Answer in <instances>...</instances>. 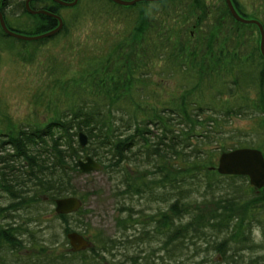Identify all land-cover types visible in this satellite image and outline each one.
Returning <instances> with one entry per match:
<instances>
[{
  "label": "trees",
  "instance_id": "16d2710c",
  "mask_svg": "<svg viewBox=\"0 0 264 264\" xmlns=\"http://www.w3.org/2000/svg\"><path fill=\"white\" fill-rule=\"evenodd\" d=\"M26 1L7 0L2 7L11 30L34 36L59 26L50 16L31 14ZM183 1L126 8L111 0H79L67 7L73 13L63 16V28L55 36L19 40L34 56L45 41L70 37L80 18L107 24L119 12L126 15L127 36L142 11L146 27L142 44L133 51L139 56L126 60L129 68L117 73L101 68L90 85L65 82L59 75L62 61L55 60L50 68L64 85L59 93L62 109L48 123L23 122L0 136V264H264V187L255 188L247 176L215 170L226 151L264 150V58L259 43L234 32L212 46L200 37L196 43L185 34L180 37L179 28L185 32L180 21L164 31L167 23L159 11L179 2L188 12L191 2ZM232 2L244 16L238 1ZM51 3L58 9H48ZM223 6L226 23L258 29L237 22L225 0ZM30 7L52 12L65 8L53 0H33ZM26 17L34 19L33 27L25 32L12 27ZM7 39L11 51L18 39L0 27V42ZM89 43L79 42L74 52L79 64L92 68L102 58ZM155 76L178 83L172 100L151 89ZM242 121L259 126L238 128ZM80 133L87 137L85 148ZM87 156L101 164L100 173L110 180L117 210L113 233L98 231L88 237L87 224L79 230L84 223L80 210H55L61 198L84 202L76 183L85 174L78 162ZM128 169L138 175L129 178ZM205 206L216 210L200 215ZM71 232L83 235L90 246L75 251L67 237Z\"/></svg>",
  "mask_w": 264,
  "mask_h": 264
},
{
  "label": "rangeland",
  "instance_id": "374dc122",
  "mask_svg": "<svg viewBox=\"0 0 264 264\" xmlns=\"http://www.w3.org/2000/svg\"><path fill=\"white\" fill-rule=\"evenodd\" d=\"M237 1L241 14L247 18L264 22V0ZM190 2L191 4L187 9L190 14L184 9L185 6L183 8L180 6L181 3L179 2L176 5L168 6L161 13L159 11L158 16H162L167 23L164 31L169 29L168 24L175 27V24L180 21L185 24L184 26L182 24L185 32L180 31L179 28L178 33L182 34L180 37L185 34L192 43H196V39L200 37L201 43L213 46L230 38L231 35H234L232 32L241 35L242 38L260 42V33L256 27L245 28L239 24L225 22L223 17L227 19L228 11L224 9V0H185L182 3L186 5ZM1 3L2 0H0V6ZM201 3L205 6L201 7ZM146 10L148 9L146 8ZM114 12L117 11L114 9ZM60 13L67 16L73 11L65 7L60 10ZM33 20L26 17L13 23L12 27L21 28L19 31L25 32L26 27L34 26ZM209 22L212 24L210 25ZM213 23H216V26ZM9 24L12 25V22L9 21ZM208 25L214 29L210 30ZM127 26L126 15H121V12L114 21L110 20L107 24L101 20L92 21L91 17L80 18L70 37L64 38L65 40L59 37L54 41H45L34 56L31 55L30 51L22 49L23 44L19 40H17L19 42L16 41L11 51L8 49V46L12 45L9 43L10 40L7 39L4 43L0 42V136L16 131L14 128L23 122L45 124L56 116L64 104V100L60 98L59 94L64 85L55 78L59 73L63 80H67L69 84L85 86L90 85L94 78H98V74L102 72L103 68H113L116 73L125 72L129 68L126 60L132 59L133 55L134 57L137 56V48L143 41V34L145 33L143 31L144 28L146 29L143 25V11L141 19L133 26L130 37L127 36ZM187 29L188 31H186ZM228 29L231 30V34H226ZM136 33H141L138 38L135 36ZM79 42H90L89 44L93 45L91 49H95L97 56L102 58L96 67H83L79 64L78 57L74 52L75 45ZM135 47L136 51L133 53ZM100 50H104L103 56L100 54ZM55 60L62 61L63 68L59 73L50 68ZM150 86L153 87L151 89L158 91L161 96L167 97V93L174 90V93L177 92L178 83L175 80L162 82L155 76L151 80ZM180 96L175 95V98H180ZM236 126L251 130L257 129L259 125L256 124L255 126L249 121H242ZM127 171L129 178L138 175L137 172H132L129 169ZM109 183L108 176L100 172L84 174L77 179V190L85 196L80 208V218L83 219L84 223L79 227V230H85L88 227V237L95 235L98 231L113 233V227L116 226L117 210ZM261 195L264 197V190ZM199 203H203V200L200 199ZM202 208L199 212L200 215L210 216V213L216 210L215 207L205 206ZM50 216V214L45 215L49 218ZM259 234L260 232L256 229L255 236L257 238H259Z\"/></svg>",
  "mask_w": 264,
  "mask_h": 264
},
{
  "label": "water",
  "instance_id": "95a60500",
  "mask_svg": "<svg viewBox=\"0 0 264 264\" xmlns=\"http://www.w3.org/2000/svg\"><path fill=\"white\" fill-rule=\"evenodd\" d=\"M33 0L26 1L27 10L33 15H46L50 17H56L59 21V26L52 31L46 32L41 35L29 36L24 35L13 30H10L5 22V18L3 16L2 11L0 10V23L4 32L12 38L22 40V41H38L46 38H50L58 34L63 28V19L57 16H54L51 12L46 10H37L36 12L31 9L30 2ZM63 7H74L78 4L79 0H74L73 2H66L63 0H53ZM114 3L123 6H131L141 2H160L164 0H111ZM226 4L229 8L231 15L240 22L248 23V24H256L261 30L262 34V43H261V51L264 55V30L263 26L260 22L256 20H246L242 15L238 13L236 10L232 0H225ZM5 5L6 0H3ZM80 143L82 146L87 144V137L83 133H80ZM79 168L83 173H89L93 171L101 170V165L94 160L92 157L87 156L84 159L79 160L78 162ZM218 171L221 174L226 175H241L247 176L250 180L252 186L257 189H261L264 187V159L262 154L259 151L253 149H241L235 150L232 152H224L219 161ZM83 205V202L78 197H65L56 200V212L58 214H70L78 211ZM69 243L75 251H81L87 249L90 244L87 238L77 232H71L68 234Z\"/></svg>",
  "mask_w": 264,
  "mask_h": 264
},
{
  "label": "bare ground",
  "instance_id": "6f19581e",
  "mask_svg": "<svg viewBox=\"0 0 264 264\" xmlns=\"http://www.w3.org/2000/svg\"><path fill=\"white\" fill-rule=\"evenodd\" d=\"M164 1H167V0H164ZM163 2V1H162ZM114 3V2H113ZM114 4H116V5H118V6H123V5H119V4H117V3H114ZM138 4V3H137ZM137 4H134V5H131V6H123V7H126V8H129V7H133V6H135V5H137ZM76 6V5H75ZM48 9H58V8H56V5H54L53 3H51L50 4V7L48 8ZM49 12H51L54 16H57V17H60V18H62L63 19V16L64 17H66L64 14H62V13H60V11H58V12H56V11H54V12H52V11H50L49 10ZM56 18V17H55ZM243 18H245L246 20H256V19H251V18H247V17H244L243 16ZM58 20V19H57ZM237 21V20H236ZM256 21H258V20H256ZM237 22H239V23H241V24H243V25H256V24H248V23H243V22H240V21H237ZM258 22H260V21H258ZM64 23V22H63ZM261 23V22H260ZM262 24V23H261ZM257 27H258V25H256ZM262 26H263V24H262ZM258 29H259V33H260V42H259V46H260V52H261V55H262V57L264 58V55H263V53H262V51H261V43H262V34H261V30H260V28L258 27ZM263 30H264V26H263ZM173 80H175V79H172V81ZM162 82H164V81H162ZM159 93V92H158ZM163 99H173L174 98V95H173V93L171 92V93H167V97H163V96H161ZM84 134V133H83ZM85 135V134H84ZM87 145H85V146H82V148H85ZM241 149H253V150H256V151H259L261 154H262V157H263V159H264V150L263 149H260V148H246V147H244V148H238V149H233V150H229V151H226V152H232V151H235V150H241ZM221 156L222 155H220L219 156V158H218V163H217V165L215 166V170H217V172H219L218 171V167H219V161H220V158H221ZM95 160V159H94ZM99 163V162H98ZM100 164V163H99ZM101 165V164H100ZM102 167V166H101ZM102 169H103V167H102ZM101 169V170H102ZM213 170H214V168H212ZM101 170H98V171H93V172H100ZM90 173V172H89ZM85 174H88V173H85ZM221 174V173H220ZM226 175V174H225ZM249 179V178H248ZM250 181V180H249ZM251 184V183H250ZM56 204V203H55ZM55 208H56V206H55ZM80 210V209H79ZM78 210V211H79ZM77 212V211H76ZM74 213V212H73ZM257 237V236H256ZM184 260H186L185 258H184Z\"/></svg>",
  "mask_w": 264,
  "mask_h": 264
},
{
  "label": "flooded vegetation",
  "instance_id": "af4514ba",
  "mask_svg": "<svg viewBox=\"0 0 264 264\" xmlns=\"http://www.w3.org/2000/svg\"><path fill=\"white\" fill-rule=\"evenodd\" d=\"M6 2H7V0H6ZM32 2V1H31ZM54 2V1H53ZM3 4H4V2H3V0H2V3H1V6H0V10L2 9V7H3ZM26 4V3H25ZM61 6V5H60ZM63 7V6H62ZM41 10H43V9H41ZM47 11V10H46ZM40 15H43V14H40ZM4 16V15H3ZM36 16V15H35ZM52 18H54L55 20H57V18H55V17H52ZM58 21V20H57ZM58 23H59V21H58ZM0 27H1V30L4 32V30L2 29V26H1V23H0ZM10 26H8V28H9ZM10 30H11V28H9ZM6 34V33H5Z\"/></svg>",
  "mask_w": 264,
  "mask_h": 264
}]
</instances>
